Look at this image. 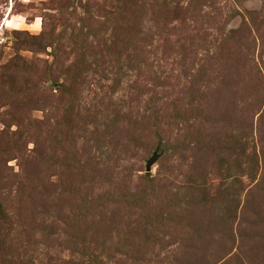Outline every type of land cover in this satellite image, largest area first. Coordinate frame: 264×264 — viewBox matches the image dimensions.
Returning <instances> with one entry per match:
<instances>
[{"label":"rangeland","instance_id":"1","mask_svg":"<svg viewBox=\"0 0 264 264\" xmlns=\"http://www.w3.org/2000/svg\"><path fill=\"white\" fill-rule=\"evenodd\" d=\"M0 264H264V0H0Z\"/></svg>","mask_w":264,"mask_h":264},{"label":"water","instance_id":"2","mask_svg":"<svg viewBox=\"0 0 264 264\" xmlns=\"http://www.w3.org/2000/svg\"><path fill=\"white\" fill-rule=\"evenodd\" d=\"M155 160V157H153L151 160H148V163H147V168L149 169L151 164L154 162Z\"/></svg>","mask_w":264,"mask_h":264}]
</instances>
